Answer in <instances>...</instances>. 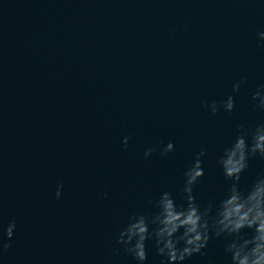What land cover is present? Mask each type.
<instances>
[{"label":"water","instance_id":"obj_1","mask_svg":"<svg viewBox=\"0 0 264 264\" xmlns=\"http://www.w3.org/2000/svg\"><path fill=\"white\" fill-rule=\"evenodd\" d=\"M260 32L264 0H0V264H136L120 229L165 191L184 203L201 149L194 195L218 203L223 149L264 124ZM261 172L250 156L241 189ZM203 252L183 264H231L223 236Z\"/></svg>","mask_w":264,"mask_h":264},{"label":"clouds","instance_id":"obj_2","mask_svg":"<svg viewBox=\"0 0 264 264\" xmlns=\"http://www.w3.org/2000/svg\"><path fill=\"white\" fill-rule=\"evenodd\" d=\"M259 36L264 38V32H260ZM239 88V82L233 85L234 91H239ZM257 98L259 106L264 108V95L260 90L253 95L254 100ZM220 105L226 111H232L233 96H228ZM204 107L210 108L212 114L218 111L216 101L211 104L205 101ZM127 141L128 137H125V145ZM173 150L174 145L169 142L161 150V155ZM153 151L155 148L147 149L144 156H150ZM257 154L264 157V124L254 129H245L241 125L236 139L223 149L218 161L225 179L231 181L226 194L218 203L209 200L202 206L193 191L204 175L201 157L205 151L201 149L191 167L184 172L185 182L180 189L184 193V203L177 204L168 191L161 193L154 203L147 201L153 205V210L134 213L129 217L128 223L116 237L117 243L123 245L119 250L131 255L136 264H145L148 259L146 242L151 240L156 254L165 258L161 264H183L194 254L204 255L203 249L213 236H223L225 252L231 256V264H264V172L247 189L240 187L241 175L248 167L249 157ZM62 187V184L57 186V198ZM15 228L16 222L12 220L3 229L8 241L13 237ZM10 247L11 244L0 236V251Z\"/></svg>","mask_w":264,"mask_h":264}]
</instances>
